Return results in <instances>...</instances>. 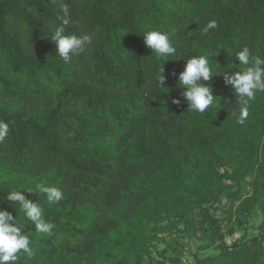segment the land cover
<instances>
[{"label":"trees","instance_id":"obj_1","mask_svg":"<svg viewBox=\"0 0 264 264\" xmlns=\"http://www.w3.org/2000/svg\"><path fill=\"white\" fill-rule=\"evenodd\" d=\"M58 27L91 37L67 62ZM149 30L177 54L157 61ZM244 46L264 56V0H0V196L64 193L28 194L56 227L26 224L36 254L19 264H264V94L243 124L223 75L204 113L172 103L187 59L211 50L233 72Z\"/></svg>","mask_w":264,"mask_h":264},{"label":"clouds","instance_id":"obj_2","mask_svg":"<svg viewBox=\"0 0 264 264\" xmlns=\"http://www.w3.org/2000/svg\"><path fill=\"white\" fill-rule=\"evenodd\" d=\"M216 27V21L210 20L204 27V31L208 32ZM142 36L145 46L151 49L157 61H167L177 54V49L168 32L149 30ZM51 39L57 46L59 57L67 62L84 50L85 43L89 42L91 37L66 34L64 27H58ZM213 56L211 50H207L187 59L184 70L178 74L177 80V86L182 91L179 97L172 100V103L181 105L184 101L187 103L189 112L204 113L219 102V98L214 96L213 87L205 82L212 81L214 76L223 75L225 84L234 89L235 103L239 106L237 120L243 124L249 116L250 105L257 94H264V56L253 55L247 46L241 47L235 52L234 59L239 62V70L223 73L219 71L218 64L213 65ZM234 67H236L234 63L228 64V69ZM163 71L162 65L158 81L161 85L165 79L162 75ZM171 75L176 77L177 73L173 71ZM9 131V124L0 121V140L6 138ZM6 193V196H0V200L18 211L19 216L15 215L14 211L0 207V264H19L21 258L31 259L36 254L32 246V233L24 231L26 224L34 225L36 233L42 236L52 235L56 227L54 223L46 219L44 206L39 199L34 201L28 194H43L47 203L52 205L63 200L64 193L60 188L48 186L45 183H36L34 189L21 185L16 190Z\"/></svg>","mask_w":264,"mask_h":264},{"label":"rangeland","instance_id":"obj_3","mask_svg":"<svg viewBox=\"0 0 264 264\" xmlns=\"http://www.w3.org/2000/svg\"><path fill=\"white\" fill-rule=\"evenodd\" d=\"M239 236H240V234L236 235L233 238H228V242L229 243H233L237 238H239ZM190 250L188 251V256L189 257H188L187 262H189V261L192 262L194 260L191 254L197 251V245L196 244H193ZM213 253H215V251H212L209 254H213Z\"/></svg>","mask_w":264,"mask_h":264}]
</instances>
